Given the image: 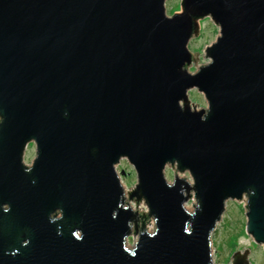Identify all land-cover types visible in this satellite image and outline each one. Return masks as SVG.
I'll return each instance as SVG.
<instances>
[{"label": "water", "instance_id": "95a60500", "mask_svg": "<svg viewBox=\"0 0 264 264\" xmlns=\"http://www.w3.org/2000/svg\"><path fill=\"white\" fill-rule=\"evenodd\" d=\"M166 1L0 0V264H212L228 200L264 249V0Z\"/></svg>", "mask_w": 264, "mask_h": 264}, {"label": "rangeland", "instance_id": "374dc122", "mask_svg": "<svg viewBox=\"0 0 264 264\" xmlns=\"http://www.w3.org/2000/svg\"><path fill=\"white\" fill-rule=\"evenodd\" d=\"M179 2L180 0H167L165 2L166 14L171 15L174 12H179ZM177 6H179V11L176 10ZM199 26V34L188 42L189 51L197 56L195 63H192L189 67L194 68L195 70L198 66L205 64L202 63V61H207V59H204V48L213 42L218 35V27H216L209 18L199 20ZM188 98L196 108H205V100L201 98V95L197 93L196 89L188 91ZM34 155V145L31 143L25 151L24 160L26 157H30V163ZM116 171L120 174V181L124 189H131L135 184V172L133 168L126 160L122 159L116 166ZM121 171H123V174H121ZM180 176H183L190 181L189 176L186 173ZM165 177L168 181L172 180L173 173L171 168H166ZM193 202L194 201L191 198L186 202L185 207L188 210H191ZM242 202L244 203L245 201L242 200ZM242 202L235 200L226 201L225 211L210 237L212 264H230L229 257L236 251L243 253L246 248H248L247 258L252 264H264V249L262 245L256 244L251 236L246 235L244 232L246 217ZM131 204L132 206L134 205L133 203ZM137 208L145 211V207H141V204ZM150 221L152 220L149 219L147 221V226L150 225ZM226 257L227 259H225Z\"/></svg>", "mask_w": 264, "mask_h": 264}, {"label": "snow or ice", "instance_id": "6c2138e0", "mask_svg": "<svg viewBox=\"0 0 264 264\" xmlns=\"http://www.w3.org/2000/svg\"><path fill=\"white\" fill-rule=\"evenodd\" d=\"M202 63H208V61H202ZM184 68L187 69L189 72H194L195 71L194 68H189L186 63L184 64ZM204 107H205V105H204ZM29 160H30V157H26L25 163H29ZM111 216L115 217V219H116V213L115 212H112L111 213ZM182 231H183V233L185 235H188V236H190L192 234V229L190 230L187 224H185L183 226ZM150 234L153 235V236H155L156 235V230L150 231ZM72 235L74 237H77V238L79 237V233H76V232L72 233ZM135 254L136 253H131L130 255L131 256H135Z\"/></svg>", "mask_w": 264, "mask_h": 264}, {"label": "clouds", "instance_id": "9594fccd", "mask_svg": "<svg viewBox=\"0 0 264 264\" xmlns=\"http://www.w3.org/2000/svg\"><path fill=\"white\" fill-rule=\"evenodd\" d=\"M176 10L179 11V6H177V9H176ZM209 63H210V61H209ZM205 108H208V105H205ZM201 119H203V118H201ZM169 179H170V176H169ZM133 182H134V181H133ZM32 183H35V180H33ZM141 207H143V204H141ZM4 210H5V211H8V208L5 207ZM111 218H112V219H115V217H113V216H111ZM148 236H149L150 238L153 237V235H151L150 232L148 233ZM75 238H76L78 241L83 239V237H82L80 234H79V237H78V238H77V237H75ZM126 239H127V243H128L129 245H133V244L135 243V240H134V238H133L132 236H128ZM123 251H124V252H127L128 249H127V248H123ZM225 259H227V257H226Z\"/></svg>", "mask_w": 264, "mask_h": 264}, {"label": "bare ground", "instance_id": "6f19581e", "mask_svg": "<svg viewBox=\"0 0 264 264\" xmlns=\"http://www.w3.org/2000/svg\"><path fill=\"white\" fill-rule=\"evenodd\" d=\"M188 181H189V180H188ZM190 182H191V181H190ZM124 190H126V189H124ZM131 207L134 209V205L132 206V204H131ZM144 207H145V206H143V208H144ZM137 209H138V208H137ZM144 209H145V211H146V207H145ZM138 211L143 212V210H141L140 208L138 209ZM149 224L151 225V223H149ZM150 225L148 226V229H149V230H151V228H152Z\"/></svg>", "mask_w": 264, "mask_h": 264}, {"label": "built area", "instance_id": "2783aa9c", "mask_svg": "<svg viewBox=\"0 0 264 264\" xmlns=\"http://www.w3.org/2000/svg\"><path fill=\"white\" fill-rule=\"evenodd\" d=\"M150 223H151V225H150V226L152 227V222H150Z\"/></svg>", "mask_w": 264, "mask_h": 264}]
</instances>
